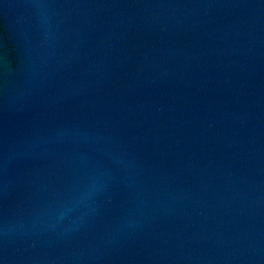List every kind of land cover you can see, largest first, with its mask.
Here are the masks:
<instances>
[{
	"label": "water",
	"instance_id": "water-1",
	"mask_svg": "<svg viewBox=\"0 0 264 264\" xmlns=\"http://www.w3.org/2000/svg\"><path fill=\"white\" fill-rule=\"evenodd\" d=\"M0 264H264V0H0Z\"/></svg>",
	"mask_w": 264,
	"mask_h": 264
}]
</instances>
